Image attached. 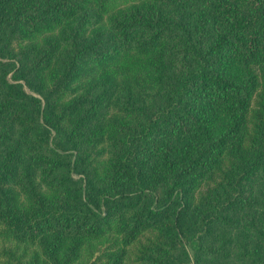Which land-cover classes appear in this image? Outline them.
I'll list each match as a JSON object with an SVG mask.
<instances>
[{"label":"trees","instance_id":"1","mask_svg":"<svg viewBox=\"0 0 264 264\" xmlns=\"http://www.w3.org/2000/svg\"><path fill=\"white\" fill-rule=\"evenodd\" d=\"M263 180L264 0H0V264H264Z\"/></svg>","mask_w":264,"mask_h":264},{"label":"rangeland","instance_id":"2","mask_svg":"<svg viewBox=\"0 0 264 264\" xmlns=\"http://www.w3.org/2000/svg\"><path fill=\"white\" fill-rule=\"evenodd\" d=\"M135 2L136 0H108V2ZM89 10V9H88ZM33 36L31 35L29 37V40H23L21 41V45L28 46L30 48H27L24 52L29 54L32 52V49L38 50L39 46L37 45V40L32 39ZM23 47V46H20ZM143 102L145 105L151 100H149L148 97L143 98ZM91 129V127H90ZM82 149L83 153L86 155L89 165L94 166L100 162H102L104 159L108 158L113 153V145L109 138L104 139L103 137L100 139H86L82 143ZM264 181V180H263ZM261 181L254 182L255 186H258V184ZM12 185L15 186L17 189V196L20 198V201L25 203L28 201L30 196H32L33 193H31V190L28 185L23 183L22 181H19L17 183H13ZM34 190H38L40 192H43V194H49L51 185L48 183V181L45 182H39L35 187L32 186ZM27 199V200H26ZM238 223L242 222V220H238ZM223 235L222 236H229L231 234H235L236 231L234 228L225 227L223 228ZM144 237H142L143 239ZM144 242V241H142ZM139 244V243H138ZM210 246H215V249L210 250V252H203L201 253L199 257L198 263H193V244L192 242L186 243L187 248V254L189 260L193 264H258L257 262H251L248 260H242L241 258H238V250H236V247L233 243H231L228 239H221V236L214 237L210 241ZM128 248V259L124 264H162L157 263V261L151 262V259H144L141 257V261L134 259L137 257L138 252L136 250V246L134 248L127 247ZM149 253V252H146ZM151 254V253H150ZM152 256H155V253L152 252ZM43 264V263H41ZM166 264V263H164Z\"/></svg>","mask_w":264,"mask_h":264}]
</instances>
